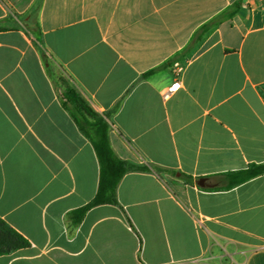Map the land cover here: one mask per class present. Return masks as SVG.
I'll list each match as a JSON object with an SVG mask.
<instances>
[{"label":"crops","instance_id":"1","mask_svg":"<svg viewBox=\"0 0 264 264\" xmlns=\"http://www.w3.org/2000/svg\"><path fill=\"white\" fill-rule=\"evenodd\" d=\"M70 90L109 114L121 160L149 168L81 221L100 164ZM251 164H264V0H0V218L30 244L0 264H264V174L226 190Z\"/></svg>","mask_w":264,"mask_h":264},{"label":"trees","instance_id":"2","mask_svg":"<svg viewBox=\"0 0 264 264\" xmlns=\"http://www.w3.org/2000/svg\"><path fill=\"white\" fill-rule=\"evenodd\" d=\"M239 8V3H234L229 10L204 25L195 40H199L213 26L220 24L224 20L232 19ZM62 104L73 117L81 132L92 143L100 164L98 192L88 205L76 212L78 220L81 221L88 211L97 206L106 204L119 206L117 188L123 177L129 172L148 171L149 168L123 161L115 154L109 140L111 128L108 122L109 114L100 115L96 113L85 99L73 90L63 94ZM263 174L264 164H251L246 170L227 173L226 176L231 180L226 190H230ZM181 177L187 184H192L190 176L181 175ZM215 190L211 189L210 191ZM29 246V242L22 235L0 218V256L12 254Z\"/></svg>","mask_w":264,"mask_h":264},{"label":"rangeland","instance_id":"3","mask_svg":"<svg viewBox=\"0 0 264 264\" xmlns=\"http://www.w3.org/2000/svg\"><path fill=\"white\" fill-rule=\"evenodd\" d=\"M35 23H33V25H34ZM17 25H19V23H16V22H12V23H9L7 26H8V28H16L17 27ZM31 29L32 30H35V28L33 27H31ZM50 74H49V76H50V78L57 84V89H58V91L59 92H61L62 90H61V88H59V86H58V84L59 83H62L63 81H65V77H63L62 75H61V73H59V71L57 70V68L56 67H54V70L52 71V70H50V72H49Z\"/></svg>","mask_w":264,"mask_h":264},{"label":"built area","instance_id":"4","mask_svg":"<svg viewBox=\"0 0 264 264\" xmlns=\"http://www.w3.org/2000/svg\"><path fill=\"white\" fill-rule=\"evenodd\" d=\"M181 84H180V81L177 80L171 87H169L165 94L163 95L164 96V99H169L174 93H176L179 88H180Z\"/></svg>","mask_w":264,"mask_h":264},{"label":"water","instance_id":"5","mask_svg":"<svg viewBox=\"0 0 264 264\" xmlns=\"http://www.w3.org/2000/svg\"><path fill=\"white\" fill-rule=\"evenodd\" d=\"M198 185H199L201 188H205V187H206L205 179H201V180L198 182Z\"/></svg>","mask_w":264,"mask_h":264}]
</instances>
